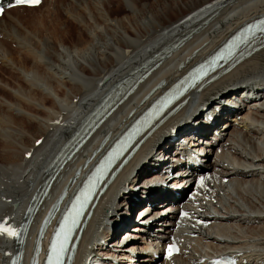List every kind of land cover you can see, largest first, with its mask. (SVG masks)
I'll return each mask as SVG.
<instances>
[{"label": "bare ground", "instance_id": "1", "mask_svg": "<svg viewBox=\"0 0 264 264\" xmlns=\"http://www.w3.org/2000/svg\"><path fill=\"white\" fill-rule=\"evenodd\" d=\"M54 1H42L35 7H13L0 16L1 38L14 46V50H9L7 44L0 41V63L9 75L8 78L0 75V217H21L45 171L47 157L59 148L105 90L153 52L163 49V55L157 58L159 65L96 133L102 132V136L117 133L125 122L123 116L128 118L131 110L138 111L144 105L139 102L152 87L157 84L167 87L177 74L214 49L244 20L264 12V0H153L150 4L140 0H67V8H60L63 13L48 11L38 21L28 16L29 11L42 3L51 6ZM72 3L77 9L70 7ZM120 5L127 12L122 13ZM13 11L15 14H8ZM5 14L8 20L3 19ZM183 31L186 32L180 35ZM179 35H185L182 44L175 48L166 46ZM23 52L30 55L31 61ZM150 81V86L142 92ZM248 81L258 89L264 86V48L201 91V100L194 103L190 96L179 112L152 132L120 172L112 196L108 198L107 194L114 184L100 197L73 264H93L97 260L96 251L107 246V220H117L110 238L136 223L133 228L141 231L140 240L151 236V245L166 243L169 233L177 235L179 231L183 254L161 262L160 252L152 255L147 247H140L136 242L124 247L130 237L138 238L140 234L123 232L126 242H112L116 246L114 250L119 252H111L110 256L134 259L133 264H194L201 252L222 248L248 251L240 257L242 264H264V91L248 90V94H258V99L246 104V109L240 111V108L236 113L239 118L234 115L230 123L228 119L220 122L223 109L217 100L225 97L223 91L228 85ZM223 99L225 104L231 102L228 97ZM190 102L195 105L191 112L188 110ZM215 107L220 110L215 122L222 128L221 135L213 133L211 137L217 140L213 148L206 149L215 159L209 160L211 154H205L208 159L195 173L182 176L189 181L188 186L180 187L182 183L176 177L167 179L169 174H162V170L172 166L170 162L178 159L172 154L175 151L167 146L165 157L161 155V148L144 157L142 169L133 178L134 166L142 161L148 145L165 137L183 121L184 131L195 128L202 134L208 133L210 126L194 116L199 111L201 119L213 115ZM225 134L228 136L223 140ZM38 139L41 141L37 144ZM94 142L92 136L87 145ZM87 145L63 174L70 172L68 176H75L78 165L84 162L81 154ZM168 155L170 162L166 160ZM60 188L53 184L43 201L44 212ZM189 188L191 192L186 197ZM124 189L128 191L122 195ZM175 192L181 196L177 204L152 208L165 203L166 195ZM119 198H123L122 202ZM154 201L158 203H152ZM213 202L220 205L214 208V213L196 214L198 206ZM133 205L136 208L142 205L137 210L139 220L134 216ZM179 207L187 213L179 215ZM194 223L203 226L205 235H185V232H196ZM147 224L160 231L152 234L154 230ZM37 227L27 241V264ZM13 247V243L0 238V264L9 263Z\"/></svg>", "mask_w": 264, "mask_h": 264}, {"label": "rangeland", "instance_id": "2", "mask_svg": "<svg viewBox=\"0 0 264 264\" xmlns=\"http://www.w3.org/2000/svg\"><path fill=\"white\" fill-rule=\"evenodd\" d=\"M66 1L67 0H55L54 1V3L50 6L49 4H47V3H42L39 7H37V8H35V9H33V10H31V11H33V12H31V11H29V10H26L27 12L29 11V13H27L28 14V16H31V18L34 20V21H38V20H40L48 11H56V12H61V13H63L62 12V10H60V8L61 7H66L65 6V3H66ZM141 2H146L147 4H150L153 0H140ZM61 4H62V6H61ZM64 4V5H63ZM80 4V3H79ZM70 7L73 9H77L76 7H77V5H75V4H71L70 5ZM67 8V7H66ZM119 9H121V12L122 13H124V12H127L124 8H123V6L122 5H120L119 7H118ZM113 9L115 10L116 8H115V6L113 7ZM31 12V13H30ZM18 13V12H17ZM118 14L120 13V12H117ZM9 15H13V14H15V12L13 11V12H9L8 13ZM8 14L6 15H4V18L3 19H5V20H8ZM63 16H65V15H63ZM2 36L0 35V41L2 40L3 42H5L6 44H7V47H9V50H14V46H13V44H11L10 42H8L7 40H5L4 38H1ZM71 38V37H70ZM10 43V44H9ZM8 45H10V46H8ZM23 54H24V56L25 57H27V60L28 61H31V57H30V55L29 54H25L24 52H23ZM0 69H3V70H1L0 71V75L2 76H9L8 75V70H7V68L5 69L4 67H2L1 66V63H0ZM5 69V70H4ZM7 70V71H6ZM5 74V75H4ZM8 78V77H7ZM239 84V83H238ZM244 109H246V108H241L240 109V111H242V110H244ZM232 119V118H231ZM232 120H228V123H230ZM39 135V134H38ZM38 135H36V136H38ZM226 136H224L223 137V140H225L226 138H227V134H225ZM213 157H214V159H215V155L213 154ZM184 179H186V177L185 178H182V180H184ZM189 185V184H188ZM121 199H123V198H119L118 199V201H121ZM122 202V201H121ZM164 205H166L165 203H163V204H159V205H156V206H154V207H152L153 209H158V208H160V207H162V206H164ZM134 207H135V210H134V216H135V218L137 219V220H139V218H141L140 216H139V214H138V209L136 210V205H133ZM141 220V219H140ZM166 221V219L165 218H163V223ZM132 224H134V225H131L130 226V228L129 227H124V229L122 228L121 230H119L118 231V233L114 236V237H112L111 239L109 238V239H107L106 240V243H105V245L107 244V246H103V249H110V252H119L118 250H114V248L116 247L114 244H112V242H117L116 240H126V239H124L125 237H126V235L124 236V235H122L123 234V232L125 233V232H128V233H134V234H140V236L137 238V237H135V238H129V241H127L126 243H125V246L124 247H127V246H129V245H131V244H133V243H137V245H139L140 247H146V240H144L143 239V241H141L140 240V237H141V231H138L137 229H135V228H133L134 226H136L135 224L136 223H132ZM254 225H257V224H254ZM165 226H168V224H165ZM141 241V242H140ZM115 253V254H116ZM120 257V256H119ZM121 259V258H120ZM161 260H162V258L160 259V261L159 262H161ZM138 264H143V263H138ZM151 264H155V263H151Z\"/></svg>", "mask_w": 264, "mask_h": 264}, {"label": "snow or ice", "instance_id": "3", "mask_svg": "<svg viewBox=\"0 0 264 264\" xmlns=\"http://www.w3.org/2000/svg\"><path fill=\"white\" fill-rule=\"evenodd\" d=\"M19 2L23 3V2H34V3H39V0H19ZM0 233L6 234V235H11V236H15L17 235V233L11 229H9L8 227H6L4 224L0 223ZM67 237L65 236V239ZM54 250H55V245L53 246ZM61 251L63 250V245L61 244L60 246Z\"/></svg>", "mask_w": 264, "mask_h": 264}]
</instances>
